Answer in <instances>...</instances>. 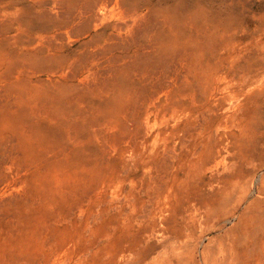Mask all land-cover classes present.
Segmentation results:
<instances>
[{
	"label": "rangeland",
	"instance_id": "rangeland-1",
	"mask_svg": "<svg viewBox=\"0 0 264 264\" xmlns=\"http://www.w3.org/2000/svg\"><path fill=\"white\" fill-rule=\"evenodd\" d=\"M256 160L264 0H0V264H264Z\"/></svg>",
	"mask_w": 264,
	"mask_h": 264
},
{
	"label": "bare ground",
	"instance_id": "bare-ground-1",
	"mask_svg": "<svg viewBox=\"0 0 264 264\" xmlns=\"http://www.w3.org/2000/svg\"><path fill=\"white\" fill-rule=\"evenodd\" d=\"M259 159V158H258ZM264 161L250 163V169L247 171L248 175V183L249 186L246 193H242L241 195L236 194V190L238 188V183L234 182L229 185L227 188H222L219 192L220 196H217L216 202L219 207H223L227 209V215H231L232 217L237 215H242V204L247 200V196L252 193L254 190L257 194H264ZM241 191V190H240ZM239 191V193H240ZM254 195V194H253ZM244 205V204H243ZM242 206V207H241ZM249 220V219H248ZM219 222V221H218ZM221 226L220 223L213 225V230H218ZM219 261L216 264H225L226 260L224 255H219Z\"/></svg>",
	"mask_w": 264,
	"mask_h": 264
}]
</instances>
